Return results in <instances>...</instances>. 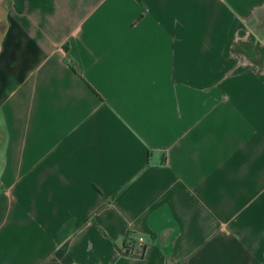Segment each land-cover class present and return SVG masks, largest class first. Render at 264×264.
I'll return each instance as SVG.
<instances>
[{"label":"crops","instance_id":"obj_1","mask_svg":"<svg viewBox=\"0 0 264 264\" xmlns=\"http://www.w3.org/2000/svg\"><path fill=\"white\" fill-rule=\"evenodd\" d=\"M0 117V264H264V0H0Z\"/></svg>","mask_w":264,"mask_h":264},{"label":"built area","instance_id":"obj_2","mask_svg":"<svg viewBox=\"0 0 264 264\" xmlns=\"http://www.w3.org/2000/svg\"><path fill=\"white\" fill-rule=\"evenodd\" d=\"M141 242L142 239H139ZM134 244L131 241H128L125 246L122 248V253L126 255H132L134 253Z\"/></svg>","mask_w":264,"mask_h":264},{"label":"rangeland","instance_id":"obj_3","mask_svg":"<svg viewBox=\"0 0 264 264\" xmlns=\"http://www.w3.org/2000/svg\"><path fill=\"white\" fill-rule=\"evenodd\" d=\"M3 128L2 124H1V117H0V130ZM3 146H1L2 148ZM1 148H0V161L2 159V154H1Z\"/></svg>","mask_w":264,"mask_h":264},{"label":"trees","instance_id":"obj_4","mask_svg":"<svg viewBox=\"0 0 264 264\" xmlns=\"http://www.w3.org/2000/svg\"><path fill=\"white\" fill-rule=\"evenodd\" d=\"M126 244V243H125ZM125 246V245H124ZM124 255H126V254H124Z\"/></svg>","mask_w":264,"mask_h":264}]
</instances>
